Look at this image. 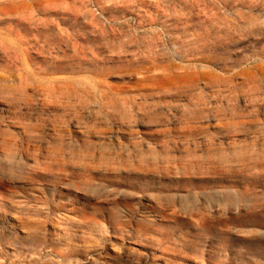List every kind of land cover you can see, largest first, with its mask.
Masks as SVG:
<instances>
[{
  "label": "rangeland",
  "instance_id": "1",
  "mask_svg": "<svg viewBox=\"0 0 264 264\" xmlns=\"http://www.w3.org/2000/svg\"><path fill=\"white\" fill-rule=\"evenodd\" d=\"M246 2L251 8L238 10V19L237 11L220 0H0V86L15 90L24 72L42 71L45 79L66 78L87 87L102 84L100 89L112 98H134L146 109L122 110L116 102L108 120L97 122L83 112L85 121L78 124L43 98L41 104L33 96L15 110L0 98V134H21L19 121L11 119L19 117L25 128H33L30 134L42 139L43 151L35 164L34 159H24L25 180L19 172L0 174V200L6 203L0 211V264H264V136L256 140V128L238 134L233 148L225 145L230 139L213 118L203 121L215 147L208 154L209 148L203 147L185 159L205 163L187 180L174 171L153 178L129 169L105 179L98 168L90 171V182L82 184V171L75 165L64 166L65 173L56 174L59 178L42 172L46 151L78 150L87 138L109 149L161 151V131L178 127L187 103L174 91L187 90L192 81L199 88L204 83L187 75L190 70L165 71L167 66L200 69L203 64V71L230 77L235 103L223 88L218 100L207 92V103L225 110L231 104L240 111L255 110L263 127L264 0ZM211 24L224 30L216 33L226 34V40L209 60L175 55L184 49V31L196 35ZM19 42L29 45L18 47ZM14 53L18 61L11 65L8 58ZM250 84L260 87L253 110L243 93ZM91 121L103 133L85 136L84 127ZM220 142L222 146H216ZM244 146L250 154L240 149ZM233 152L237 164L228 163ZM171 154L186 157L180 150ZM242 157H248L247 163ZM21 195L27 196L24 204ZM22 205L25 215L19 210ZM21 217L26 226L19 224ZM121 225L124 232L115 233ZM142 227L154 248L143 247L144 242L131 236Z\"/></svg>",
  "mask_w": 264,
  "mask_h": 264
},
{
  "label": "bare ground",
  "instance_id": "2",
  "mask_svg": "<svg viewBox=\"0 0 264 264\" xmlns=\"http://www.w3.org/2000/svg\"><path fill=\"white\" fill-rule=\"evenodd\" d=\"M220 1L224 5V7L226 8L229 7L230 9L237 11L235 16L238 19L242 18V15L239 14L238 10L244 9V7L251 8L249 4L250 2L247 3L246 0H220ZM216 20L218 19L216 18ZM216 24H211L210 26H206L204 29H202V31L199 34L196 35L191 34L189 31L186 32L184 31L183 37L180 39V45L184 49L181 52L175 53V55L178 58L197 56L202 62L209 60L210 58L209 56L214 54L213 53L214 50L218 49L226 40L224 38L226 37V34L221 35L219 33H216V32L221 33L224 31V30L222 31L221 28L215 27ZM227 29H228L227 31L230 32L231 26H227ZM24 45H29V42H19L17 44L18 47L20 46L22 47ZM64 45L65 47H68L67 43H64ZM9 59L10 62L12 60L11 65H15V63H17L18 61L15 53L11 56V58H8V60ZM200 65L202 66L200 69H197L195 65L164 67L165 71L168 70L178 71L185 74L189 73L188 71L190 70V73L187 75L191 76L192 78L203 80L204 83H203V88H199L196 84H194V81H192L190 83L191 86H188L187 90L174 91L175 97L184 98L187 103L186 105H184L181 118L178 120V127L175 129L165 128L164 130L161 131L162 135L165 136V140L162 141V144H160L162 148L161 151H155L153 149H148V151H142L140 149H136L133 147L129 148L127 146L124 148L109 149L106 146H104V144L101 143L97 145L90 144V142L88 141L89 138H87L85 139V141L82 142L83 145L78 150L46 151L43 154L45 156V161L43 163L42 172L45 173L46 175H51V177L56 176V178H59L60 175H56V174L65 173L63 169L64 166L75 165L79 167L80 170L82 171L80 172L81 174L80 176L82 177V181H83L82 184L83 183L87 184L88 181L90 182V180L92 179V173L90 171L98 168L102 169V172L105 173L104 174L105 179H108L109 175H114L115 173H118L120 170L121 171L125 170L126 172V170L129 169L130 171L136 173H145V172L148 174L150 173L152 177L155 175L168 177L169 175L176 172V174L184 177V179L187 180L186 178L188 177V174H190L191 171L200 172L202 166L199 165H201V163L202 164L205 163L204 161L201 162L200 159L198 158L197 162H199L200 164L194 165L195 164L194 161H188L185 159H187V157H189V155H191L192 153L193 154L196 153V150H200L203 147L209 148L207 149V154L209 152H212L215 147L214 138L212 136H208L205 133L207 127L202 125L203 121H207L210 118H213V120L217 122L218 126L224 131L226 136L229 137L230 139L229 143L225 145L233 146V148L236 147L234 138H236V136L240 133L249 132V131L251 132L252 131L251 128H256V130L253 131V135L255 136L256 140L260 136H264V125L261 128H259L258 126L261 125V123L260 120L257 119L256 116L257 111L255 110L240 111L238 110V107H236V105L234 104L228 106V110L222 109V107L219 106L210 107L209 103H207L206 101V99L208 98L207 95L208 93L210 94L209 95L210 97L218 100L221 97H223L222 93L225 90V92H227V99H229L230 102L232 101L231 103H235V99L233 98V96H235L236 89L234 87L229 88L231 82L230 77L220 79V77L216 76L217 74H215L211 70L203 71L202 69H205V67L203 64ZM70 66L72 67V65ZM101 87L102 84L101 85L93 84L87 87L86 84L81 85L77 83V81L69 80L66 78L45 79L42 78V71L36 73L24 72V75L19 76V84L15 90H12V88H4L3 86H0V98L2 101L4 100V102L7 103V105L10 107L11 110H15L19 106V104H27L28 102L31 101L33 96H35L41 104L43 98V102L45 104H47L51 108L58 107L66 115L70 117L72 116V119L75 120L76 123L78 124L80 122L85 121V119L82 117L83 112H87L88 117L93 118L94 121L97 122L99 119L108 120L110 111L114 109L116 102L122 104L121 106L122 110L133 111L134 108H138L139 110L145 113L146 109L142 106V104H137L136 99L125 98V97L120 99L112 98L108 92L100 89ZM222 88L224 90H222ZM259 88L260 87L258 85L256 86V84H252L251 87L247 89V91L243 92L247 97L246 99L248 101V105L252 107V110L255 109V107L253 106H255V102H257L255 100L257 97V93L259 92ZM30 92L33 95H30ZM91 106H96L97 110L95 111L91 110L90 109ZM11 119L13 121L15 120L19 121V125L22 126V133L17 135L0 134V174L6 170L7 173L9 174L12 173L14 174L16 172L15 173L16 176H19L18 175L19 172L20 176L22 174L20 178L22 180H25L26 177L24 176L25 174L24 159L26 158L34 159L33 161L35 164L37 159L42 157V152H43L41 146L42 139L30 134L33 131V128L31 127L25 128L23 119L16 116L12 117ZM125 120L129 121L128 118H122L121 122H124ZM94 121L87 123L86 126L84 127L85 136H89L94 132L103 133V130L101 128H98L97 124ZM172 134H175L178 137L177 138L172 137ZM218 145L222 146L221 142L216 146ZM227 149L229 148H226L224 151H226ZM240 149L245 150L246 153L250 154L249 146H244L241 147ZM179 150L183 151L186 154V157L184 158L179 157L178 159H176V157L173 156L174 154L173 155L171 154L172 152H178ZM234 154H236V152L232 153V159L228 158V163L237 164L239 162L238 158H233ZM247 158L248 157L246 158L242 157L240 161L243 162V164L245 162L247 163L248 161ZM194 159H196L195 156H193V160ZM220 159L221 158H219V160ZM206 160L208 161L206 162V164H209L211 159L207 157ZM36 165H38V163ZM195 167H197L198 169ZM79 168L77 169L79 170ZM70 175L72 176V174ZM9 177H13V175L12 176L10 175ZM17 178L19 179V177ZM21 179H19L20 182ZM80 183L81 181L79 182V184ZM1 185L3 186L2 183ZM79 186L80 189H83L81 185ZM76 188L78 189V187ZM22 193L24 195V192ZM20 197H22V195ZM26 197L24 196L22 197V204L25 203ZM4 208H6V203L0 200V211H2ZM21 208L22 209H19L20 212L23 215H25L27 211L24 208V205H22ZM18 222L22 226L27 224V221L22 217L19 218ZM142 229L140 231L134 230L131 236L137 240H140L141 242H144L145 244L143 247L145 246L147 247L149 245L150 247L154 248L155 246L152 245L153 241L150 238L147 239L145 236L146 229L145 230ZM114 231L115 233H123L124 232L123 225L114 228ZM127 236L129 235L127 234ZM57 254L60 257L59 252ZM62 255H64V253ZM145 256L148 255L145 253ZM149 257L151 258L150 255ZM43 259L44 258L42 257V260ZM70 260L68 261V263H71ZM73 260L76 261L75 259ZM42 262L45 263L44 260ZM54 262H58V261H54ZM59 263L62 264L61 262ZM50 264L52 263L50 262ZM91 264H95V262L94 263L91 262ZM96 264H112V263H105L103 260L102 262H99L98 260V263L96 262ZM130 264H132V261ZM135 264H142V263L137 262Z\"/></svg>",
  "mask_w": 264,
  "mask_h": 264
},
{
  "label": "built area",
  "instance_id": "3",
  "mask_svg": "<svg viewBox=\"0 0 264 264\" xmlns=\"http://www.w3.org/2000/svg\"><path fill=\"white\" fill-rule=\"evenodd\" d=\"M93 11H94L96 14H98V13L96 12V9H93Z\"/></svg>",
  "mask_w": 264,
  "mask_h": 264
}]
</instances>
